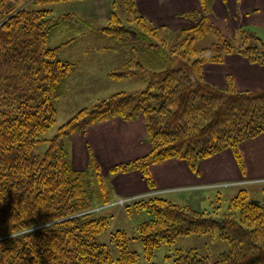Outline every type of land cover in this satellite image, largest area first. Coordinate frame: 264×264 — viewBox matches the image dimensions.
<instances>
[{
    "label": "trees",
    "instance_id": "16d2710c",
    "mask_svg": "<svg viewBox=\"0 0 264 264\" xmlns=\"http://www.w3.org/2000/svg\"><path fill=\"white\" fill-rule=\"evenodd\" d=\"M67 1L83 0H0V264H154V252L162 245L193 235L214 239L216 234L228 250L215 261L193 249H177L166 258L174 264H264V189L261 199L239 190L221 214L219 200L211 211H198L159 195L135 199L123 208L144 212L148 219L137 223L132 237L121 229L112 231L107 244L97 237L109 228V218L94 215L96 208L111 203L107 176L137 171L153 189L149 167L174 159L196 172L199 161L224 150L233 152L242 169L237 146L264 132V91L237 92L230 81L219 90L205 83L202 66L233 52L264 65L262 39L240 29L234 45L211 19L214 0H198L199 9L189 13L196 17L194 24L177 32L170 51L177 63L164 67L168 44L159 39L158 30L140 15L130 20L137 27L124 26L111 12L99 32L129 46L132 57L108 77L132 79L150 69L146 87L116 92L79 109L45 139L74 68L59 58L73 39L53 46L50 40L74 14L50 18L49 10L29 7ZM207 35L215 41L195 49V41ZM116 118L142 119L150 151L112 166L106 177L93 158L84 170L74 169L67 147L73 135ZM44 142L47 149L36 154ZM132 239L140 242L142 257L130 249Z\"/></svg>",
    "mask_w": 264,
    "mask_h": 264
},
{
    "label": "crops",
    "instance_id": "0c3cea01",
    "mask_svg": "<svg viewBox=\"0 0 264 264\" xmlns=\"http://www.w3.org/2000/svg\"><path fill=\"white\" fill-rule=\"evenodd\" d=\"M186 2L191 6L189 11L199 9L198 0ZM211 9V19L221 30L230 31V34L240 29L248 30L264 42V0H214ZM87 66L93 67V64L75 65L69 81L80 78V83L83 77L94 75L91 70L85 71ZM202 73L205 83L220 90L226 89L230 81L237 92L264 91V65L251 63L236 52L226 54L218 63L203 64ZM63 94L60 99L66 97ZM67 147L74 169L84 170L89 159L93 158L105 176L112 166L132 161L150 151L142 119L124 122L116 118L96 123L85 133L73 135ZM237 153L242 169L233 152L224 150L199 161L196 172H192L185 162L174 159L149 167L153 189L137 171L112 175L111 186L116 199L154 193L198 211L207 210L216 200L226 201L228 206L241 189L246 190L250 198L261 199L264 189V132L240 143ZM221 184H224L222 192L215 190Z\"/></svg>",
    "mask_w": 264,
    "mask_h": 264
},
{
    "label": "rangeland",
    "instance_id": "374dc122",
    "mask_svg": "<svg viewBox=\"0 0 264 264\" xmlns=\"http://www.w3.org/2000/svg\"><path fill=\"white\" fill-rule=\"evenodd\" d=\"M7 1L19 2V0ZM186 1L83 0L43 5L32 4L29 7L30 9L49 10L50 18L74 13V17L60 26L58 33L51 38L50 44L52 46L58 45L62 41L73 39L60 51L59 58L63 61L75 63V65L79 63L85 66L93 64V67L87 66L85 71L88 72L91 70L94 74L85 78L83 77L79 83L80 78L72 82L69 81V77L73 71L71 72L66 82L68 88L65 87L63 89V95L66 97L59 99L55 104L57 111L56 123L43 135V138H52L56 134L57 129L81 108H91L98 101L116 92L136 93L146 87L151 73L150 69L132 79L112 80L107 75L110 71L120 67L126 58L132 57L129 46H119L116 41L105 39L99 32L101 28L107 25L111 12L117 14L124 26L137 27L136 23L130 20L136 15H140L148 21L150 26L155 27L158 30L159 39L161 41L165 40L168 44L165 50L164 67H169L175 66L174 63L178 61L176 57L173 59V55L170 54L173 45L177 41V32L181 28L193 25L196 19V17L193 18L189 15L191 11L188 9L191 6L187 5L188 3ZM29 3L30 1L21 7H25ZM164 6L166 7L163 8ZM211 14L213 15V13ZM223 32L227 38L233 40L234 45L238 44V32L235 34H230V31ZM214 41L215 39L212 35H207L203 39L195 41L194 47L200 50L209 46ZM103 47H106V50ZM144 55L148 56L149 53H145ZM133 56L140 60L142 59L140 53H135ZM47 147L48 142L41 143L36 149V154L42 155ZM107 178L106 182L107 186H109L111 185L110 180L112 177L107 176ZM223 186L224 184H221L215 190L222 192ZM153 194L148 193L143 196H130L127 198H145L154 196ZM109 197L112 203L110 206L96 208L94 210L95 216L102 215L109 218V228L97 237V241L104 244L109 242L110 233L116 229L124 230L129 237H132L135 234L137 223L148 219V215L144 212L137 213L135 209L128 212L123 208L124 206L113 205V202L118 200V198L116 199L114 191H110ZM215 205L216 203H214ZM212 207L207 208V210L211 211ZM226 210L227 202L222 201L218 213L221 214ZM129 247L141 257L143 256V249L139 241L134 239L130 240ZM177 249L183 251L193 249L199 255L207 256L211 261H215L221 253L228 250V245L221 241L217 234L214 236V239H211L209 235L180 237L173 245H162L159 247L154 252L151 262L154 264H174L172 258L169 260L166 256L172 255ZM113 252L116 255V251L114 250Z\"/></svg>",
    "mask_w": 264,
    "mask_h": 264
},
{
    "label": "built area",
    "instance_id": "2783aa9c",
    "mask_svg": "<svg viewBox=\"0 0 264 264\" xmlns=\"http://www.w3.org/2000/svg\"><path fill=\"white\" fill-rule=\"evenodd\" d=\"M262 181V180H261ZM264 182V180L262 181ZM219 186V185H218ZM217 186V187H218ZM136 198H119L117 201L113 202V205L115 206H125L126 204L131 203L132 201H134ZM112 203H110L108 206H110ZM107 207V206H105ZM103 208V207H101Z\"/></svg>",
    "mask_w": 264,
    "mask_h": 264
},
{
    "label": "water",
    "instance_id": "95a60500",
    "mask_svg": "<svg viewBox=\"0 0 264 264\" xmlns=\"http://www.w3.org/2000/svg\"><path fill=\"white\" fill-rule=\"evenodd\" d=\"M22 8V7H21ZM252 202H254V203H258V200H254V201H252Z\"/></svg>",
    "mask_w": 264,
    "mask_h": 264
},
{
    "label": "clouds",
    "instance_id": "9594fccd",
    "mask_svg": "<svg viewBox=\"0 0 264 264\" xmlns=\"http://www.w3.org/2000/svg\"><path fill=\"white\" fill-rule=\"evenodd\" d=\"M14 235H18V233L17 234H14Z\"/></svg>",
    "mask_w": 264,
    "mask_h": 264
}]
</instances>
